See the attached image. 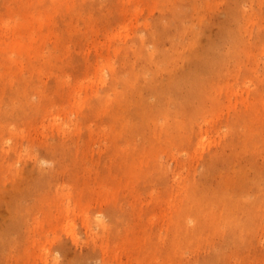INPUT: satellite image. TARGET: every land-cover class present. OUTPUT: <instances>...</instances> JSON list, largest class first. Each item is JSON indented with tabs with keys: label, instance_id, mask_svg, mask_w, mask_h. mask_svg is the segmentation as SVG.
Instances as JSON below:
<instances>
[{
	"label": "rangeland",
	"instance_id": "obj_1",
	"mask_svg": "<svg viewBox=\"0 0 264 264\" xmlns=\"http://www.w3.org/2000/svg\"><path fill=\"white\" fill-rule=\"evenodd\" d=\"M232 1L203 0L206 21L200 27L194 18L192 28L184 32L177 28V36L163 39L160 47L171 55L159 71L152 65L158 71L154 83H141V78L134 89L146 90L148 102L154 103L156 85L161 92L168 90L186 81L201 58L213 50L224 52L221 20ZM175 2L0 0V249L7 238L12 239L8 246L15 247L0 252V264H204L214 258V264H264V203L258 208L252 202L243 203L251 215L249 228L236 240L226 213L229 203L199 202L202 225L192 220L183 233L180 217L186 213L196 217L193 209L198 205L190 200L191 194L198 196L204 189L198 184V188L176 187L177 180L199 181L205 171L208 192L225 185L236 190L232 181L242 177L243 171L234 172L223 163L224 154L251 167V174L259 170L252 176L264 196L263 137L255 134L247 151L233 157L231 143H237V134L234 130L224 133L228 127L231 130L235 118L247 121L248 116L255 129L264 125L255 117L264 116V0H242L255 22H249L240 35L239 51L235 47L229 55L230 71L213 77V93L219 101L213 109L218 114L212 126H207L209 141L199 159L189 158L190 148H175L185 164L181 176L171 157L157 158V138L146 141L140 133L131 135L124 124L126 116L118 113L119 104H127L118 103V98L126 87H132L125 80L144 64L133 53L109 51L107 32L122 28L130 12L140 8L137 27L131 32L149 37L144 26L148 23L155 30L168 25ZM190 9L186 8L192 14ZM26 15L38 19L27 28L39 38L33 49L28 48L30 52L25 50V44L31 43L22 18ZM125 32L129 33L123 31L127 40L122 46L138 48L135 37H126ZM117 43L113 41L112 46ZM108 62L113 63V71L106 67ZM205 78L210 79V74ZM80 83H84L83 103L72 110L68 91ZM47 113L57 116V124L51 123ZM103 185L113 196L108 205L100 206L92 192ZM258 189L252 188V198ZM71 195L73 202L77 199L83 205L85 214L61 218L67 214L59 207L67 206ZM100 210L102 215H98ZM242 215L232 214L237 219ZM113 251L121 259L114 260Z\"/></svg>",
	"mask_w": 264,
	"mask_h": 264
},
{
	"label": "bare ground",
	"instance_id": "obj_2",
	"mask_svg": "<svg viewBox=\"0 0 264 264\" xmlns=\"http://www.w3.org/2000/svg\"><path fill=\"white\" fill-rule=\"evenodd\" d=\"M126 1L131 2L132 0H126ZM175 1H176L175 10H173L172 8L173 6L172 7L171 5L168 6L169 11L173 10L172 13L170 14V23L168 25H164V26L158 25V27L155 30H150L148 23L144 26L145 29L148 31L149 37L146 35L144 36L142 34H136L135 30L133 31V33L131 32L134 25H136L137 27L138 16L139 13H141L140 8H135L134 10H132L130 12V16L128 17V19L124 21L126 23L121 26L122 28H119V30L116 29L113 32V34H109V32H107L106 37H107V42L110 43V45L108 44L109 51L113 48V51L116 55H131V53H133L134 55H136L138 59L142 60L144 64L143 68L139 70L140 72H136L135 70H133L130 75V80L128 79L125 80V83L126 84L131 83L133 88L126 87V91L118 98L117 100L118 103H123V102L127 103V104H119L118 113L120 115L126 116V119H124L125 120L124 124H126L129 127V133L131 135H134L135 132L140 133L146 138V141H152L155 138H157L159 145V147H157V150L159 151L156 153L157 158L158 157L160 158L162 154H166L168 157H171L172 161H174L177 165V171H176L177 175L181 176L180 170L183 167H185V164H183V162L179 160L181 158L179 157V154L177 153V150L175 148L180 146H185L187 148H190L192 150L190 154L191 156L189 155V158L199 159V156L202 153L203 148L209 141L208 139L209 129L207 128V126L209 127L212 126V122L218 114V112L215 111V109H213L215 103L216 102L219 103L217 96H214L213 93L215 92L213 90L216 88V84L214 85L215 78L213 77H218V75H220V73L224 71L225 72L230 71L231 65L229 62V55H231V52H233L234 48L238 47V45L240 44L241 42L240 35L244 33V31L247 29L248 23L252 22L254 24L255 18L247 8L242 6V0H233L230 6L228 7L226 17L221 20V27L222 28L225 27L221 33L222 40L226 45L224 52H215V50H213V49H217L218 45L220 47V43L215 46L217 48H215L214 46L213 49L208 48L209 50H213V51L209 54V56L206 55L207 56L206 58L203 56L204 59L200 57L201 62L199 63L197 69L191 72L187 77V79L185 78L186 81L182 80L183 84L181 82L180 84L176 85L177 84L176 83L174 87L168 90H163L162 92L158 90V85H156L154 93L157 95V99L154 103H150L148 102L147 96L145 95V92L147 91L144 90L141 93L139 89L135 90L134 86L138 85L139 80L141 78H142L141 83L142 82H145L147 84L154 83L155 78H157V72L161 68L162 63H164L165 61L164 59L167 58V55L169 56L171 55L170 53L163 51V49L160 47V42L165 38L173 39L175 36H177L176 31H178V29H180V31L182 29V31L184 32V30L187 31L189 27L192 28L194 26L193 25L194 22H192L194 18L199 20L198 23L200 24L199 25L200 27L202 23L206 21L205 19L206 17L201 11L203 0H193L187 3H183L184 0H175ZM179 6L180 9L178 10L177 8ZM187 7L192 8L190 9L193 10L192 14H190L191 13L190 11L186 10ZM239 10L243 11L242 17L239 16ZM127 12L128 10L126 9L125 13ZM22 18L25 23V28L27 31V35H26L27 41L29 39L31 41V43L28 46L27 43L25 44V50L26 52H30L29 49L34 48V43L35 42L37 43V41H39V38L38 39L36 38L38 34L32 31V28L31 30L27 28L33 27L34 23L38 22V19L27 15L23 16ZM189 20L192 22V24L190 25L187 24L189 23ZM123 31L129 32L128 34H126V32L124 33L126 37L129 36H132L133 38L135 37V39L137 40L138 48L135 49V47H131V46L127 47V44L122 46L123 41L127 40L123 38ZM184 35L185 34L181 36V39L183 41H184L183 38ZM40 37L42 38L43 41L44 37L43 36ZM113 41L119 42L117 43L118 45L113 44L112 46ZM19 43L20 42H18V44ZM149 46L153 48L150 49ZM237 51H239V47L237 48ZM197 55L201 56V53ZM219 55H223L224 57H220ZM196 59L199 58L196 57ZM152 65L159 67L158 71L154 70L152 68ZM106 67L110 71H113V63L110 62L106 63ZM207 74H210L211 78L213 79L205 78V75ZM171 78L175 80L173 77ZM101 80L104 81L102 77ZM180 80L181 79H179V81ZM83 89H84V83H80L78 85L70 87L68 91V97H69V102L71 104L70 107L72 110H76L81 107L83 103V97H82ZM201 91L204 93L200 94ZM261 105H262V101H261ZM47 117L49 118L51 117V123L57 124L54 123L57 122V116H55L54 113H47ZM255 117L256 119H262V123L264 124V116L262 118H259L257 116ZM245 118H247L246 119L247 121H239L237 118H235L232 121V123L230 122L232 124L230 125L231 130L228 127V131L224 132L225 134H227L234 130V133L237 134L236 135V138L238 139L237 143H235L234 145L233 142L231 143V146L233 148V152H232L233 157H238L240 154L247 151L248 145L251 144V139L255 137L254 136L255 134L262 136L264 139V125H260L258 129H255L254 127L250 126V124L248 123L249 117L247 116ZM198 127H199V134H196V132L198 131ZM195 128L196 131L194 133ZM204 128H206V130H204ZM194 134L195 136H197L195 143H193ZM220 158L223 160V163H226L228 167H232V170L234 172L239 170L243 171L242 177H240L236 182L232 181L233 182L232 184H236V190H233L230 185H225L223 186L222 189H217L215 191L213 190L208 192L204 187V182H205L204 178L206 177L205 171L200 173L202 178L200 177L201 179L199 181L198 178L189 179L188 183L186 182V180H182V179L180 181L179 180L176 181L178 184L176 187L178 189L182 185L185 186L186 184H188L189 186L191 185L192 187H197L196 185L198 184V187L202 186V188L204 189L202 190V193L200 192L198 194V196H196L194 193L191 194L192 197L190 200L197 202L198 205L197 208L194 207L193 209V211L196 212L195 213L196 217H190V214L188 213L183 214L180 217L181 225L185 229L183 233L189 230L190 227L189 222H191L192 220H197L198 224H200V226L202 225L201 220H203V213H202V209L200 208L199 202H203V200H205L214 203H222L224 205L226 203H229L230 205L227 207L226 213L228 220L230 221L232 226L231 237L236 240L238 237L243 236V234L241 233H243L244 230L248 231L249 228L248 220L251 217V215L247 213V208L246 206L243 205V203L250 204L252 202L253 206L255 205L256 208L260 207V205H263L264 203V196H262V193L260 194L261 192L260 183L258 182V179H256V177L252 176V174H257L259 170H257L256 173L251 174V167H248L246 164L241 162H236V159H232V157L225 156L224 154H221ZM158 161L159 163L162 162L161 159H158ZM163 165L165 169L168 168L167 165L165 164ZM18 174H20V172ZM103 187L104 185L101 186L98 190L93 189L94 192H92L94 196V200L96 202L97 201L100 202V206L102 203L108 205L109 202H111V198L113 196ZM252 188L258 189V191L254 193L253 198L251 197ZM72 198H73L72 195L71 198L68 196L67 206L65 204H62V207H59V211L64 210V212L67 214V216L61 215V218L63 217L69 218L70 213L74 215L85 214V208L83 207V205H81L80 201L76 199V201L73 202ZM72 205L75 208H73ZM101 210L99 211L98 215H102ZM187 211L188 210H186V212ZM238 212H242L243 215L238 217V219L232 216V214ZM36 224H37L36 228H39V222ZM198 224H196L193 227V229L197 227ZM197 229L194 232H196ZM34 231L37 232L39 231V229H37L36 231L34 228ZM238 232L240 234H238ZM70 234L76 240V234L74 232H70ZM192 236L193 234H190L189 237ZM11 240L12 239L9 238L5 240L4 246H2L4 248L0 249V252L3 251L4 249L8 250L10 248L13 250L15 248L12 246L11 247L8 246V244L11 243ZM34 244L35 246L37 245L36 242ZM222 250H224V247H222ZM220 254L221 253L217 254V258ZM34 256L36 260L37 255L35 254ZM113 256L115 257L114 260L118 261L119 259H121V255L118 254L117 251H113ZM214 261L215 258L212 261L205 262L204 264H214Z\"/></svg>",
	"mask_w": 264,
	"mask_h": 264
}]
</instances>
